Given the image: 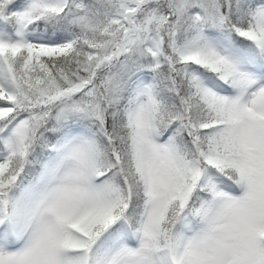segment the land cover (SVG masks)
Listing matches in <instances>:
<instances>
[{
	"label": "snow or ice",
	"instance_id": "obj_1",
	"mask_svg": "<svg viewBox=\"0 0 264 264\" xmlns=\"http://www.w3.org/2000/svg\"><path fill=\"white\" fill-rule=\"evenodd\" d=\"M0 264H264V0H0Z\"/></svg>",
	"mask_w": 264,
	"mask_h": 264
}]
</instances>
